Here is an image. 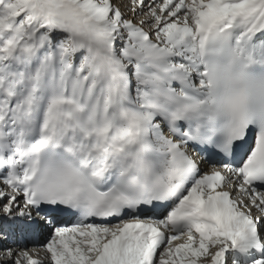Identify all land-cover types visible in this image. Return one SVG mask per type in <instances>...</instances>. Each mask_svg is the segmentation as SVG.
I'll return each mask as SVG.
<instances>
[{"label": "snow or ice", "instance_id": "obj_1", "mask_svg": "<svg viewBox=\"0 0 264 264\" xmlns=\"http://www.w3.org/2000/svg\"><path fill=\"white\" fill-rule=\"evenodd\" d=\"M0 264H264V0H0Z\"/></svg>", "mask_w": 264, "mask_h": 264}]
</instances>
